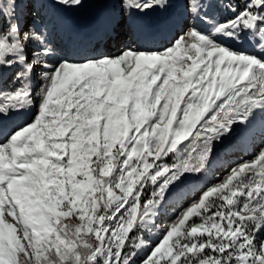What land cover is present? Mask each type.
I'll return each mask as SVG.
<instances>
[{
    "label": "snow or ice",
    "instance_id": "1",
    "mask_svg": "<svg viewBox=\"0 0 264 264\" xmlns=\"http://www.w3.org/2000/svg\"><path fill=\"white\" fill-rule=\"evenodd\" d=\"M176 6L142 50L173 0L98 3L119 13L67 47L84 0H0V264H264V0ZM122 25L131 42L97 51Z\"/></svg>",
    "mask_w": 264,
    "mask_h": 264
},
{
    "label": "bare ground",
    "instance_id": "2",
    "mask_svg": "<svg viewBox=\"0 0 264 264\" xmlns=\"http://www.w3.org/2000/svg\"><path fill=\"white\" fill-rule=\"evenodd\" d=\"M101 2L108 3V2H111V0H90V4L87 5L85 12H83V10L80 12L78 10H77L78 12H76L75 10H70L65 14L67 17L68 23L66 25L64 24L58 25L55 31V39L57 41L58 40L60 41L59 42L60 47L69 46V35L70 34L72 36L87 37V35L91 32L94 22L99 14L113 13V10L111 8L100 9V8L95 7L96 4L101 3ZM176 5L177 4L173 5V9L171 10V13L170 12L156 13V14H153L151 17L147 18L149 26H147L145 30L139 33L138 36L135 38V40L146 44V46H139L142 50H145V49L156 50L157 48H162V46L166 44L164 37L156 33V22L162 17H171L176 12V10L179 9ZM151 31L153 32L152 34L153 37L152 36L146 37V32L152 33ZM119 37L116 39L119 40ZM123 41H124L123 42L124 44L131 42L127 37ZM84 43H86V41L82 43L81 47L84 45ZM82 48H85V46ZM256 145H259V143H257ZM254 148L256 147L238 146L235 152H231V153L235 154L234 157L241 158L243 156L244 151H246L248 153L246 156L247 158L252 153V150H254ZM216 155L219 156V160L222 157L226 156V155H220L219 151L216 153ZM219 160L217 161V163L219 162ZM215 167L213 171L209 173V175L206 178L202 177L200 181H198L197 183L198 184L205 183L211 174H215V173L219 174V172L222 171V170L221 171L216 170Z\"/></svg>",
    "mask_w": 264,
    "mask_h": 264
},
{
    "label": "rangeland",
    "instance_id": "3",
    "mask_svg": "<svg viewBox=\"0 0 264 264\" xmlns=\"http://www.w3.org/2000/svg\"><path fill=\"white\" fill-rule=\"evenodd\" d=\"M111 2H113V0H111ZM178 3V0H173V5H175V4H177ZM90 4V0H84V7H82V8H80V9H77L79 12L80 11H82L83 10V12H85L86 11V7H87V5H89ZM173 9V7L172 8H170L169 10H168V12H170L171 13V10ZM77 10H75L76 12H78ZM113 10V13H116V14H118L119 13V9H112ZM178 11H180V9H178V10H176V12L174 13V14H176V13H178ZM173 14V15H174ZM172 15V16H173ZM171 16V17H172ZM117 40V39H116ZM59 40L57 41L56 40V43H57V45H59ZM110 45V44H109ZM111 45H112V43H111ZM116 46V47H115ZM119 46H120V48H121V46H123V44L122 45H114V47L112 48V49H114V50H108L109 52H107V53H115V52H117V50L119 49ZM166 46V44L164 45V46H162V48L163 47H165ZM118 48V49H117ZM162 48H157L156 50H160V49H162ZM37 71H39V70H37ZM5 75V77H6V79H5V87H7V84L11 81V76H12V73L11 72H8V73H5L4 74ZM33 79L34 80H36V86L38 87L39 86V83H40V81L39 80H37L36 79V77L34 76L33 77ZM33 111H35V109L33 110ZM191 139V138H190ZM183 143H188L187 141H184ZM257 143H259V142H257ZM257 143H255L254 145H251V146H253V147H256V148H254V150H252V153L246 158V159H241V160H232V158H231V155H233L232 157L234 158V153H229V154H227L226 156H224V157H222L220 160H222V161H220L219 160V162L216 164V169L217 170H219V171H221V172H219V174H217V173H215V174H211L209 177H208V180L205 182V183H203V184H207V183H217V182H220V181H222L225 177H226V175L228 174V171H229V169L231 168V167H233V166H235V165H237L238 163H242V162H245V161H249V160H251L252 158H253V156L256 154V153H258V151H259V149H260V144L259 145H256ZM250 146V147H251ZM232 152H235V150L234 151H232ZM241 155V154H240ZM219 168V169H218ZM221 173V174H220ZM220 175V176H219ZM180 209L179 208H173V209H169V216H171L172 215V213L173 212H178ZM161 223H163V224H167V223H170V220L167 218V217H161V221H160ZM262 236H264V233H262L261 234Z\"/></svg>",
    "mask_w": 264,
    "mask_h": 264
}]
</instances>
